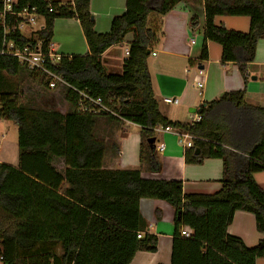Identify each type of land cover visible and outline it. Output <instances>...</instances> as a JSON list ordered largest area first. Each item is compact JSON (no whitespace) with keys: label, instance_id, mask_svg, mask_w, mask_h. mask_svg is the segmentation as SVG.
Instances as JSON below:
<instances>
[{"label":"trees","instance_id":"trees-1","mask_svg":"<svg viewBox=\"0 0 264 264\" xmlns=\"http://www.w3.org/2000/svg\"><path fill=\"white\" fill-rule=\"evenodd\" d=\"M181 1L127 0L126 11L114 17L107 33L95 31L91 0L54 1L53 11L42 0L29 1L44 15L40 37L46 43L53 39L57 19L75 18L89 53L63 56L53 67L70 85L63 88L70 104L67 113L53 103L24 106L14 93L0 90V119L17 125L20 149L18 168L0 163L2 264H130L137 252H155L158 247V237L148 233L141 214L143 198L163 200L175 210L171 264H257L264 258V189L254 177L264 171V107L246 101V88L227 91L204 102L197 111L202 119L192 125L166 118L155 97L148 58L160 34L149 27L150 16H164ZM204 10L199 64L209 59L207 42H216L222 46V60L235 63L247 84L249 65L264 38V0H204ZM219 15L247 16L250 29L240 32L217 25ZM192 23H197L196 17ZM128 34L133 40L123 71L111 72L102 55ZM15 38L22 46L34 45L19 32ZM21 69L27 71L16 58L0 56V74L16 76ZM35 75L48 87L43 76ZM75 89L101 97L111 112H80L81 96ZM101 120L139 125L141 162L155 173L162 170L156 129L189 131L193 144L185 148L186 163L221 159V189L185 194L179 180L144 178L140 169L103 168L106 143L96 134ZM151 138L154 144L148 143ZM112 146L119 152L115 143ZM55 158L64 160V175L53 166ZM64 181L69 187L61 194ZM238 210L252 213L263 235L253 248L227 232ZM185 227L192 230L189 236L182 232Z\"/></svg>","mask_w":264,"mask_h":264},{"label":"crops","instance_id":"crops-1","mask_svg":"<svg viewBox=\"0 0 264 264\" xmlns=\"http://www.w3.org/2000/svg\"><path fill=\"white\" fill-rule=\"evenodd\" d=\"M126 4L127 0H91L90 10L95 20V31L109 32L114 17L126 11ZM194 17L197 18V23L193 24ZM250 22L247 16L219 15L215 18L217 25L240 32H248ZM149 27L160 34V41L153 47L148 65L159 109L166 118L178 122H192L204 102L217 98L224 92L244 88L247 89V102L263 105L264 38L258 41L255 61L249 65V79L246 84L238 66L222 60V46L216 42H207L209 59L202 65L199 64L205 27L204 0H183L164 16L151 14ZM192 39L195 40L194 45L191 44ZM52 40L56 49L64 56L89 53L80 22L75 18L57 19ZM132 40V34H128L124 42L103 53L102 60L111 72L123 71L125 49ZM191 61L194 63L191 64ZM199 69H203L202 74H199ZM199 82H202V87H199ZM167 96L174 97L179 102L167 104L164 101ZM68 110L62 113H67ZM12 123L0 119V132L4 131L0 135V163L18 168L19 134ZM140 129L139 125L130 122L115 125L106 124L104 120L99 122L97 138L106 143L103 168L140 169L144 178L179 180L183 183L185 194H214L221 189L222 160L209 158L201 164L186 163L185 147L172 131H156L155 146L160 142L165 144L164 152L158 154L162 170L159 173L149 171L147 163L141 162ZM112 143H115L119 152L113 148ZM52 163L64 175V160L55 158ZM254 177L264 189V171L255 173ZM68 187L69 183L64 181L59 192L64 194ZM140 210L148 224V233L158 237V247L155 252H137L130 264H171L175 231L174 208L163 200L143 198L140 201ZM182 232L185 235L186 232L192 233V230L185 227ZM227 232L241 238L249 248L257 246L263 238L257 230L255 216L241 210L235 212ZM256 262L264 264V258H258Z\"/></svg>","mask_w":264,"mask_h":264},{"label":"built area","instance_id":"built-area-1","mask_svg":"<svg viewBox=\"0 0 264 264\" xmlns=\"http://www.w3.org/2000/svg\"><path fill=\"white\" fill-rule=\"evenodd\" d=\"M30 0H0V56H9L16 58L20 66L25 69L43 76L48 81L49 89H63L70 87L64 77L53 70L57 67L64 56L60 53L53 43V40L46 43L40 37V32L45 28V18L39 11L37 5H31ZM59 0H42L48 5L50 11H53V2ZM72 0L68 1L71 2ZM62 3V2H61ZM67 2H63L65 4ZM19 32L21 35L34 41V45L22 46L15 38V34ZM191 44H195V40H191ZM129 46L125 49V56H129ZM203 73V69H199V74ZM199 82V87H202ZM81 99L78 103V110L88 114H102L111 112L108 105L105 104L101 97H95L85 91L77 90ZM165 103H178V99L174 97H165ZM264 107V102L263 105ZM202 116L196 114L191 122L195 124L200 122ZM126 123V122H125ZM131 123V122H130ZM156 131H172L178 138L183 147H192L193 135L189 131L179 128L158 127ZM157 153L165 150V144L160 142L155 146ZM191 232H186L189 236ZM143 232L138 233V238H142ZM2 259V258H0Z\"/></svg>","mask_w":264,"mask_h":264},{"label":"rangeland","instance_id":"rangeland-1","mask_svg":"<svg viewBox=\"0 0 264 264\" xmlns=\"http://www.w3.org/2000/svg\"><path fill=\"white\" fill-rule=\"evenodd\" d=\"M59 1L63 3L70 0ZM1 89L14 93L18 98V102L24 106L45 107L53 103L52 106L60 112H66L70 109V104L65 100L66 90L61 88L49 89L39 77H36L35 73L31 74L28 70L21 69L20 73L16 76L1 73ZM12 124L17 130V125L14 122ZM2 133L4 131H1L0 135ZM0 264H2L1 259Z\"/></svg>","mask_w":264,"mask_h":264},{"label":"water","instance_id":"water-1","mask_svg":"<svg viewBox=\"0 0 264 264\" xmlns=\"http://www.w3.org/2000/svg\"><path fill=\"white\" fill-rule=\"evenodd\" d=\"M148 143H149V144H154V143H155V138H151V139H149V140H148Z\"/></svg>","mask_w":264,"mask_h":264}]
</instances>
